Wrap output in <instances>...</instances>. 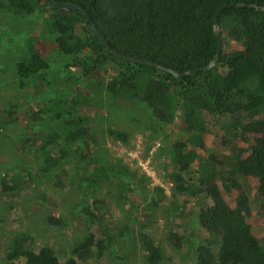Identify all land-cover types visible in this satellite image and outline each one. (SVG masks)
<instances>
[{
  "label": "trees",
  "instance_id": "trees-1",
  "mask_svg": "<svg viewBox=\"0 0 264 264\" xmlns=\"http://www.w3.org/2000/svg\"><path fill=\"white\" fill-rule=\"evenodd\" d=\"M58 1L76 10L59 9L50 0H0V10L10 11L21 18L43 16L44 27L65 60L63 68L67 73L71 72L64 80L72 84L58 92V106L62 110L55 117L63 116V127L68 129L60 133L59 142L66 145L85 139V146L54 147L45 156V161L55 165L66 159L69 166L73 162L71 156L76 155L82 162L76 168L96 178L89 180L91 186H87L88 189L92 191L97 185L100 189L108 183L109 192L111 186L116 189L119 186L113 182L112 177L117 173L109 164L122 159L110 155L106 149L99 155L92 152L91 144L86 140L91 137V121L95 119L83 112L84 108L99 109L110 98H124L129 103L127 111L135 108L142 114L135 110L123 111L128 119L139 123L140 131L145 134L150 131L151 137L159 136L163 143L170 138V133L166 135L168 129L175 133L172 126L181 117L185 124L181 129L184 134H176L186 141L182 139L177 144L175 153L170 151L171 159L176 161V166L182 167L200 161L196 162L197 168L200 167L199 175L207 165H218L219 172H215V176L206 173L197 180V206L199 208L203 203L206 207H200L194 218L185 209L174 213V205L170 208L174 228L169 232V244L180 247L184 237L194 239L190 229L194 220L195 232L202 229L206 233V238L195 239L196 243L200 241L194 246L196 264H264V248H260L251 223V215L264 204V10L236 6L223 8L217 19L222 39L217 65L211 70H198L184 77L113 55L93 31L88 18L78 11L84 9L119 51L185 72L207 66L213 59L218 46L215 13L221 5H264V0ZM25 39H29L33 46L16 62L21 87L51 67L50 60L34 44L37 37L28 35ZM111 68L110 80L106 83L99 81L107 78ZM54 73L53 82L47 83L50 90H47L43 104L49 102L47 93L63 83ZM80 75L94 78L95 83L98 82L96 85H102L95 87V95L86 96L84 91L73 89ZM217 120L228 129L225 134L211 129V123ZM107 133L114 141L125 145L130 144L133 136L127 129L112 126H108ZM210 138L213 139L212 145ZM54 142V137L46 140L49 145ZM189 145H194V149L184 154L183 149L188 152ZM140 179L142 186L145 185L147 181ZM16 182L12 188L21 186V179L19 184ZM190 195L195 196L194 193ZM173 196L177 199V193ZM163 197L171 199L164 193ZM155 198L146 212L149 215L160 204L159 197ZM165 212L170 213L169 210ZM260 214L264 215V211L261 210ZM47 220L54 222L51 216ZM147 220L139 227L145 233L149 228L146 227ZM57 221L62 223V220ZM154 221L153 218L152 225ZM1 222L0 219V230ZM94 223L91 218L88 220V234L72 243L71 252L66 257L50 245L35 248L30 235L20 231L7 243L3 264H80L90 253L101 256L111 242L99 237ZM176 227L185 235H177ZM145 233L140 238V246L145 250L143 253L148 252L147 264H161L167 258L165 245L161 239L159 242L155 237H145ZM128 253L119 259L125 260Z\"/></svg>",
  "mask_w": 264,
  "mask_h": 264
},
{
  "label": "rangeland",
  "instance_id": "rangeland-1",
  "mask_svg": "<svg viewBox=\"0 0 264 264\" xmlns=\"http://www.w3.org/2000/svg\"><path fill=\"white\" fill-rule=\"evenodd\" d=\"M28 35L37 37L34 44L50 60L51 67L32 77L21 87L16 62L33 46V43H29L30 38L25 39ZM64 62L63 56L53 44L50 32L44 27L43 16L21 18L10 11L0 10V264L4 263L2 259L10 238L20 231L30 235L35 248L50 245L66 257L71 252L72 243L88 234L90 218L95 221L93 227L99 237H104L106 241L110 239L111 243L101 256L90 253L80 264H147L148 252L143 253L145 250L140 246V238L145 232L142 231L143 228H139L147 220V216L146 227L149 228L145 237L152 236L158 241L161 239L165 245L167 258L161 264H196L194 246L200 241L196 243L195 239L206 238V233L202 229L195 232L197 226L193 220L190 229L194 239L184 237L180 247L170 245L169 232L174 228L170 208L174 205V213L185 209L194 218V213L200 207H206L203 203L199 208L197 206V180L202 179L206 173L215 176V172H219V166L207 165L200 175V167L197 168L196 164L200 161L188 166H176V161L170 157V151L175 153L178 150L177 144L182 139L186 141L176 134H184L182 130L185 124L181 117L172 126L175 133L168 129L166 135L170 133V138L163 143L159 136L151 137L150 131L145 134L140 131L142 127L139 123L128 119L123 111L128 110L129 103L120 97L114 100L110 98L99 109L91 107L82 110L95 119L91 121V137L86 140V143L91 144L92 152L99 155L106 149L110 155L122 159L109 164L114 166L117 173L112 179L119 184L118 189L111 186L108 192L107 183L100 189L97 185L93 187L94 191H90L87 187L91 186L89 180L96 178L76 168L82 163L76 155L71 156L73 162L69 166L66 159L59 160L55 165L51 161H45V156L54 147L85 146V139L66 145L59 142L60 133L68 129L63 127V116L55 117L62 110L58 106V92L72 84L64 80L71 73L63 68ZM53 73L63 83L47 93L49 102L43 104L49 89L47 83L53 79ZM111 75L112 68L108 71L107 78L99 81L106 83ZM79 77L78 83L73 84V89L84 91L86 96L95 95V87L102 86L96 85L98 82L95 83L97 80L94 78ZM104 97L108 99L106 95ZM133 110L142 115L138 109ZM133 110L127 112H134ZM108 126L131 131L133 136L130 144L114 141L107 133ZM211 126V129L220 134H225L228 130L218 120L212 122ZM51 137L55 138V142L49 145L46 140ZM212 140L210 138V145ZM191 149H194V145L187 147L188 152L183 149V153L188 154ZM124 164L127 166L124 167ZM82 166L85 167L84 164ZM141 177L147 181L143 186ZM20 179L21 186L12 188L15 181L19 184ZM163 193L171 199H165ZM175 193L177 199L173 196ZM193 193L194 197L190 195ZM155 197H159L160 204L149 215L146 212ZM166 210L170 212L168 215ZM259 210L251 215V223L253 222L258 244L263 249L264 215L260 213L261 210L264 211V204ZM48 216L53 217L54 222L48 221ZM175 229L177 235H185L181 228ZM213 249L216 252L215 246ZM126 253L128 256L125 260L119 259V256Z\"/></svg>",
  "mask_w": 264,
  "mask_h": 264
},
{
  "label": "water",
  "instance_id": "water-1",
  "mask_svg": "<svg viewBox=\"0 0 264 264\" xmlns=\"http://www.w3.org/2000/svg\"><path fill=\"white\" fill-rule=\"evenodd\" d=\"M50 1L54 7H57L59 9L67 10V11L76 10V8L69 6L66 3H60L58 0H50ZM227 6L254 7L257 9H263L264 10V5H257V4H252V3H230V4L221 5L215 13L214 29H215L216 33L218 34V46H217V49L215 51V55H214L213 59L209 62V64L207 66H204V67L197 69V70H189V71H185V72L175 70L172 67L158 63V62L151 60V59H148V58L139 57L136 55H132V54H128V53H124V52L119 51L118 49L114 48L109 43V41L106 39L104 34L101 32V30L98 28V26L95 24V22H93V20L90 18V16L88 15V13L84 9L79 8L78 11L81 12L84 16H86L88 18V20L91 22V27H92L93 31L96 33V35L100 38V40L105 45V47L113 55L120 57V58H124V59L129 60V61H133V62L145 64V65H150V66L156 67L158 69L168 71L176 77H184L187 74L196 73L198 70H204V71L211 70L212 68H214L217 65L219 58H220V55H221V52H222V39H221L220 28H219L217 19H218V15L221 12V10Z\"/></svg>",
  "mask_w": 264,
  "mask_h": 264
},
{
  "label": "crops",
  "instance_id": "crops-1",
  "mask_svg": "<svg viewBox=\"0 0 264 264\" xmlns=\"http://www.w3.org/2000/svg\"><path fill=\"white\" fill-rule=\"evenodd\" d=\"M198 202V201H197Z\"/></svg>",
  "mask_w": 264,
  "mask_h": 264
}]
</instances>
